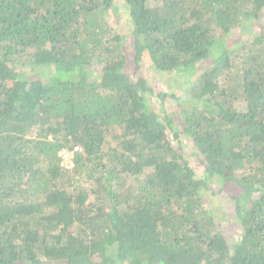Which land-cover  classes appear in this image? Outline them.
<instances>
[{
  "label": "trees",
  "instance_id": "obj_1",
  "mask_svg": "<svg viewBox=\"0 0 264 264\" xmlns=\"http://www.w3.org/2000/svg\"><path fill=\"white\" fill-rule=\"evenodd\" d=\"M0 264H264V0H0Z\"/></svg>",
  "mask_w": 264,
  "mask_h": 264
},
{
  "label": "rangeland",
  "instance_id": "obj_2",
  "mask_svg": "<svg viewBox=\"0 0 264 264\" xmlns=\"http://www.w3.org/2000/svg\"><path fill=\"white\" fill-rule=\"evenodd\" d=\"M237 36H238L237 32H233V33H231V34L228 35V38L231 39V38H235ZM136 76H139V77H143V76L144 77L145 76H148L149 77L150 76V74L148 73V70L145 69V66H144L143 63L140 64V69L137 72ZM184 80L185 79H183V80H177V81L176 80H173L171 82V85H173V86H184ZM171 85H170V82H169V80L167 78H165L164 80H159L158 79V80H156L153 83V89H154V91L156 93L165 92V91L169 90V88H171ZM186 147L190 149L192 147V145H190V146H187L186 145ZM189 149H187L186 151H189ZM190 159H191V157H190ZM66 162H67V159L64 160L62 162V164H66Z\"/></svg>",
  "mask_w": 264,
  "mask_h": 264
},
{
  "label": "built area",
  "instance_id": "obj_3",
  "mask_svg": "<svg viewBox=\"0 0 264 264\" xmlns=\"http://www.w3.org/2000/svg\"><path fill=\"white\" fill-rule=\"evenodd\" d=\"M60 156L63 158V161L64 160H66L67 159V162H66V164H68V157H69V155H68V153L65 151V152H62L61 154H60Z\"/></svg>",
  "mask_w": 264,
  "mask_h": 264
}]
</instances>
